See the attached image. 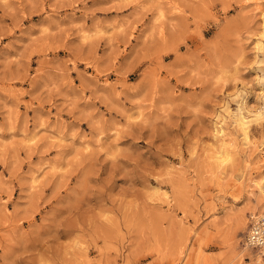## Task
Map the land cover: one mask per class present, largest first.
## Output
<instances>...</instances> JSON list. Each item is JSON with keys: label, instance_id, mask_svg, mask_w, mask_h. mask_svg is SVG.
<instances>
[{"label": "rangeland", "instance_id": "obj_1", "mask_svg": "<svg viewBox=\"0 0 264 264\" xmlns=\"http://www.w3.org/2000/svg\"><path fill=\"white\" fill-rule=\"evenodd\" d=\"M263 7L0 0V264H264Z\"/></svg>", "mask_w": 264, "mask_h": 264}, {"label": "bare ground", "instance_id": "obj_2", "mask_svg": "<svg viewBox=\"0 0 264 264\" xmlns=\"http://www.w3.org/2000/svg\"><path fill=\"white\" fill-rule=\"evenodd\" d=\"M263 9H264V7H263ZM262 17L264 18V11H263V16ZM257 48H258L259 51H263V48L264 47H263V41L262 40H259L258 41ZM244 105L245 104H244L243 99H242L241 102H240V106L237 108V112H236V115H235V121H236V124L238 125V127L240 128V130L242 131L243 139L245 140V142L247 144H252L251 146H254L253 145L254 143L252 142L251 138L249 137V124H250V121H251V117H250V115H248V114L245 113ZM260 107L261 108L258 111H255L254 112V115L257 118H259V117L263 118L264 117V101L262 102V105ZM226 133H228V132H226ZM230 138H229V140H226V138L224 137V135H221V136H219L217 138V144H216V150H215L214 156H215V158L218 161H223V160H228L229 159V157H230V155L232 153L231 152L232 151L231 149L233 147V142H231L232 139L230 140ZM235 143H237V140H236ZM255 149H256V147H255ZM252 150H254V149H252ZM261 165H262V163H261ZM262 166H264V165H262ZM260 177H258V178H260ZM261 178L264 180V175ZM259 182H260V180H259ZM261 182H262V180H261ZM263 185H264L263 182L261 184L258 183V185H257L258 188L257 189H259V193H260L261 196H258L257 199H256V201L253 204L248 205L247 206V208H248L247 210L257 211V213L258 212L259 213H263L264 212V186ZM259 193H258V195H259ZM244 208H246V206ZM239 212H238L239 214L237 213L238 215H237L236 218L239 220V223H241V224L243 223L244 224V222H245L244 213L245 212H243V213H242V211H239ZM239 223L237 225H239ZM245 248H249L250 249V247H248L247 245L245 246ZM257 260L258 261H261V258H260V255L259 254L257 256Z\"/></svg>", "mask_w": 264, "mask_h": 264}, {"label": "built area", "instance_id": "obj_3", "mask_svg": "<svg viewBox=\"0 0 264 264\" xmlns=\"http://www.w3.org/2000/svg\"><path fill=\"white\" fill-rule=\"evenodd\" d=\"M245 244L264 257V213L249 214L248 226L244 238Z\"/></svg>", "mask_w": 264, "mask_h": 264}]
</instances>
